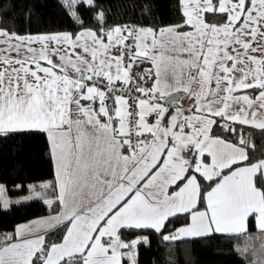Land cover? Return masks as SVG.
Wrapping results in <instances>:
<instances>
[{
  "label": "snow or ice",
  "instance_id": "6c2138e0",
  "mask_svg": "<svg viewBox=\"0 0 264 264\" xmlns=\"http://www.w3.org/2000/svg\"><path fill=\"white\" fill-rule=\"evenodd\" d=\"M84 2L93 4V0ZM64 3L81 22L75 10L81 0ZM204 13L224 14L226 22L210 26ZM183 15L194 32H178L181 26L177 25L160 29L157 36L151 28L116 26L99 35L84 30L73 38L70 33L19 36L0 30V45L5 46L0 47V134L47 133L58 194L56 201L45 202L60 205L56 215L5 235L0 243V264H122L124 256L136 264L134 246L139 241L125 243L120 229L160 231L169 217L182 213L190 215V223L165 240L213 231L240 234L246 232L250 217L264 231V190L256 186L257 179L264 182V160L246 163L247 152L239 146L245 144L243 136L239 144L213 138L210 132L215 120L205 114L264 130V120L256 119L264 110V0H183ZM97 18L103 20V13ZM52 42L55 46L50 48ZM35 43L40 47H33ZM233 45H239L243 53L234 49L236 54H230L228 48ZM113 49L117 54L109 56ZM169 51L188 53L190 59L180 60L166 54ZM53 55H58L59 64L53 62ZM138 60H150L154 65L153 85L116 88V81L123 86L134 82L132 67ZM193 68L199 79L189 73L187 83L182 84L184 70ZM169 76L174 83L168 82ZM104 81L107 91L98 86ZM194 81L196 92L191 90ZM242 89L258 95H233ZM116 92L121 94L109 95ZM133 92L141 96H132ZM180 92L195 98V113L199 114L184 115L186 109L180 106L170 113L161 103L178 105L182 97L175 94ZM108 99L114 102L112 114ZM129 99L134 101L132 111ZM82 100L89 104L82 105ZM97 101L98 109L92 107ZM232 101L245 107L231 113ZM215 103L223 107L214 109ZM73 106L78 113L75 120L71 118ZM153 114L155 122L149 124ZM166 115L169 119L164 126ZM101 117L106 121L101 122ZM225 128L236 131L227 123ZM186 129L190 131L186 133ZM145 133L151 135L150 140L144 138ZM193 149L196 159H185L184 154ZM205 154L210 163L204 162ZM196 174L208 181L218 178L206 193L204 211L195 210L201 201ZM173 185L177 190L169 194ZM30 187L35 192V186ZM49 187L41 185L42 189ZM7 195L0 185L4 208L13 203ZM61 225L64 235L60 242L46 246L44 235L11 242L13 235L23 237L28 231ZM104 237L108 239L103 241ZM121 249L129 251L122 253Z\"/></svg>",
  "mask_w": 264,
  "mask_h": 264
},
{
  "label": "trees",
  "instance_id": "16d2710c",
  "mask_svg": "<svg viewBox=\"0 0 264 264\" xmlns=\"http://www.w3.org/2000/svg\"><path fill=\"white\" fill-rule=\"evenodd\" d=\"M174 0H93L92 5H76V13L81 22L70 15L64 0H0V30L16 35L68 32L76 36L83 30H93L100 34L116 26L131 25L133 29L151 28L158 31L166 26L180 25L181 31L190 29L186 17L180 9L174 8ZM103 13V20L98 14ZM204 20L208 23L222 25L226 22L224 14L206 13ZM133 69H139V85L150 88L154 81V67L150 60H138ZM151 70V72H149ZM121 84V83H120ZM251 92H257L249 89ZM226 123L216 122L212 135L232 144H239L241 136L249 157L246 163H256L264 159V130L227 124L235 128L232 132L225 128ZM192 151L184 154L185 159L194 160ZM209 156H205L207 159ZM241 165H234L233 168ZM191 171V170H190ZM228 174V170H224ZM48 180L49 190L56 196V180L53 156L49 138L42 131H23L0 134V185L7 186L11 197L23 195L29 191V185ZM213 181H201V201L195 210L205 209L206 193L215 186ZM19 186V187H17ZM256 186L264 190V182L257 179ZM176 189L170 187V193ZM56 201V199L54 200ZM60 205L54 202L47 205L43 199L36 198L28 202L2 207L0 201V243L4 236L14 234L17 225L47 215L57 214ZM190 223L188 213L169 217L164 227L157 231L152 228H122L121 239L129 242L137 236L145 235L148 243L137 246V264H249L256 255L255 236L259 230L252 217L249 218L246 232L240 234L212 233L204 236L165 240V236H174L176 231ZM64 235L63 225L49 229L45 234V245L60 242ZM16 239L13 235L12 241ZM108 239V238H107ZM105 239L104 241H106ZM11 241V242H12ZM124 264H128L124 260Z\"/></svg>",
  "mask_w": 264,
  "mask_h": 264
},
{
  "label": "crops",
  "instance_id": "0c3cea01",
  "mask_svg": "<svg viewBox=\"0 0 264 264\" xmlns=\"http://www.w3.org/2000/svg\"><path fill=\"white\" fill-rule=\"evenodd\" d=\"M174 8L177 9V10L179 9L178 6H177V4H176L175 2H174ZM180 10H181V9H180ZM181 11H182V10H181ZM204 21H205V20H204ZM205 23L208 24V25H210V26H211V25H216V24L208 23V22H206V21H205ZM171 26H177V25H171ZM217 26H220V25H217ZM167 27H170V26H166V27H164V28H167ZM164 28H162V29H164ZM2 31H3V30H2ZM83 31H84V30H83ZM92 31H93V30H92ZM177 31H178V32H181V33H185V32H194L195 30H194V28H193L192 26H190V29H189V30L181 31V30L178 28ZM154 32H156L157 36L159 35V30H158V31H154ZM60 33H68V32L44 33V34H29V35H19V36L55 35V34H60ZM97 34H98V33H97ZM98 35H99V34H98ZM72 36H73V35H72ZM210 37H211V32L209 31V33H208V38H210ZM73 38H75V36H73ZM150 40H151V37H149V41H150ZM105 42H107V41H106V38H105ZM32 46H33V47H36V48H39V47H40V44H39V43H35V44H33ZM54 46H55V45H54V42H52V43L49 44V47H50V48H51V47H54ZM254 46H255V45H254ZM0 47H5V46H4V45H0ZM234 49H236V51H239L240 53H243V49H242L239 45H233V48H232V51H231L230 54H233V55L236 54V51H234ZM68 51H71V49H68ZM76 51L79 52V51H81V50H80V49H77ZM166 54H168V55H174V56H176V57H177L178 59H180V60L190 59L188 53H181V52H175V53H173V52L169 51V52L166 53ZM256 54H259V53H256ZM108 55L111 56L110 52H109ZM12 56H13V57H16V53H12ZM51 58H52V60H53L54 63H56V64H59V63H60L58 55H53ZM41 64H42V66H45V67L48 66L46 61H41ZM228 66H231V61L228 62ZM2 67H3V64H0V68H2ZM31 67L34 68V65H31ZM153 67H154V65H153ZM154 70H155V69H154ZM189 73H191L192 76L196 77L197 80L199 79V77L197 76V73H196V69H194V68H193V69H185V70H184V74H183L182 84H186V83H187V78H188ZM70 75H72L73 77H75V73H70ZM237 75H238V74H237ZM29 79H31V78H29ZM168 82H169V83H174L173 78H172L171 76H169V78H168ZM120 83L122 84L121 81H116V82H115V84H120ZM211 87H213V88L215 87L214 82H213V84L211 85ZM191 90H192V92H196V91H198V86H197V83H196L195 81H194L193 84L191 85ZM179 94H180L179 97L182 96V99H181V100H178V105H171V106H170L169 103H168V102H165V101H162L161 103H163L165 107H168V108H169V112H170V113L174 112V109H175L176 106H180V107H184V106H186L188 109H192L193 111H186V112H185V115L199 114V113H195V106H196V100H195V98L192 97V96H190V95H188V94H185V93H183V92H180ZM245 94L249 95V96L252 97V98H255V96L258 95V92H251L249 89H242V90H237L235 93H233L234 96H242V95H245ZM109 95L112 96V95H114V93H110ZM211 99H212V98L209 97V100H211ZM81 104L84 105V106H87V105L89 104V102H87V101H83V100H82V101H81ZM107 105H108V107H109L110 114H112V110H113V108H114V102H113V100H112V99H108V101H107ZM92 107L98 109V107H99V102L97 101L95 104L92 105ZM221 107H223V104H222V103H215V104L213 105V108H214V109H219V108H221ZM243 107H245V105H244L242 102H241V103H237V102H235V101H232V102H230V109H229V111H230L231 113H236L239 109H241V108H243ZM238 108H239V109H238ZM129 111H130V109H129ZM205 114L208 115V118L215 120V123L218 122V121H221L222 123L224 122V123H227V124H234V123H235V124H239V123H237V122L226 121V119L221 118V117H216V116H214V115H211V114L207 113L206 111H205ZM259 116H264V111H263V110H260V111H259V114H258L257 117H259ZM249 117L251 118V112H249ZM71 118H72L73 120H75V119L78 118V113H77V111H76V109H75V106H73V109H72V117H71ZM80 118H83V117H80ZM168 119H169V117L166 115L165 118H164V126H167V120H168ZM261 120H264V119H261ZM261 120H259V121H261ZM105 121H106V118L101 117V122H105ZM154 122H155V115L153 114V115H151V116L148 117V123H149V124H153ZM215 123L212 125V127H211V131H212V128H213V126L215 125ZM240 125H242V124H240ZM116 126H117V124H116V122L114 121V122H113V127H116ZM246 126H247V127H252V128L259 129V128L255 127V126H252V125H246ZM86 130L90 131L91 129H90V127H89V128L86 129ZM188 131H190V130L186 129V133H187ZM210 135H211L213 138H219V137H217V136H213L211 132H210ZM144 138L150 140V139H151V135L148 134V133H145V134H144ZM219 139H221V138H219ZM226 142H227V141H226ZM49 143H50V149H51V142H50V139H49ZM228 143H230V142H228ZM170 144H171V141H170ZM122 152H123V154H125V155L128 154L126 149H123ZM205 156H208V155L205 154ZM204 158H205V157H204ZM263 160H264V159H263ZM53 161H54L55 180H56V167H55V159H54V157H53ZM204 162H205V161H204ZM50 183H51L50 181H47V184H50ZM45 184H46V183H45ZM146 191H147V190H146ZM168 191H169V194H171V193H170V188H169ZM209 191H210V190H209ZM57 194H58V183H57V180H56V196H54V195H53V192H51V191L49 190V188H47V189H44V197H38V198L43 199L44 202H45L46 199H52V200L54 201V200L56 199V197H57ZM45 203H46V202H45ZM46 204H47V203H46ZM47 205H48V204H47ZM204 210H207V207H206L205 209H201L200 211H204ZM54 215H56V214L47 215V216H43V217H38V218H35V219H32V220H29V221L23 222V223H21V224H19V225H17V226L15 227L14 232H16L17 228H18L19 226H21V225H31L34 221L42 220V219H47V218H50V217H52V216H54ZM185 226H187V225H185ZM256 226H257V224H256ZM182 227H184V226H182ZM180 228H181V227H180ZM247 228H248V227H247ZM257 228H258V226H257ZM258 229H259V228H258ZM48 230H49V228H40V229H38V230L28 231V232H25V234H24L23 237L16 236V239H15L14 241H12V242H19L21 239H34V238H37V237L40 236V235H44ZM259 230H260V229H259ZM176 232H177V231H176ZM212 233H216V232L213 231ZM212 233H211V234H212ZM219 234H225V233H219ZM255 236H256L257 238L264 237V231L261 230L259 233H256ZM145 238H146V239H145ZM183 238H189V237H183ZM105 239H107V237L102 238L103 241H104ZM131 241H139V243H137V244L134 246V250H135V253H136V261H137V246H138L141 242L148 243L149 240H148V237H147V236H145V235H141V236H137V237H135V238L132 239ZM131 241H129V242H131ZM129 242H125V243H129ZM120 251H121L122 253H123V252H128L129 249H121ZM124 260H127V263H128V264H131V261L129 260V258H128L127 256L122 257V264H124ZM136 264H137V263H136Z\"/></svg>",
  "mask_w": 264,
  "mask_h": 264
},
{
  "label": "rangeland",
  "instance_id": "374dc122",
  "mask_svg": "<svg viewBox=\"0 0 264 264\" xmlns=\"http://www.w3.org/2000/svg\"><path fill=\"white\" fill-rule=\"evenodd\" d=\"M175 3L177 4L178 8L182 10L183 12V0H174ZM213 2L215 3L216 0H213ZM81 3H85L84 0H81ZM87 4V3H86ZM206 13H204L205 15ZM217 26V25H216ZM211 38V37H210ZM232 48L233 46H230L228 48V52L231 53L232 51ZM259 55V54H257ZM182 97V96H181ZM182 99V98H181ZM179 99V100H181ZM239 109V108H238ZM241 109H239L237 112H239ZM264 111V110H263ZM256 119L259 121L261 119H264V116H259V117H256ZM218 122H221V121H218ZM235 124V123H234ZM242 126H246V125H242ZM205 163H210V157H208L207 159L203 158ZM197 175V180L198 182L200 183V190H201V181H204L206 179H203L199 174H196ZM47 181L48 180H43V181H38V182H35V183H31L29 185V191L23 195H19V196H15L14 198L11 197L9 194H8V191H7V186L5 184H1L4 186V188L6 189L7 191V198L10 199L11 201H13V203H11L9 205V207L12 205V204H17L16 201H19V203H23V202H28V201H31L33 199H36L38 197H44V189L41 188V185H44L45 183L47 184ZM30 186H35V192H33V188L30 187ZM35 193H42L41 196H36ZM31 196L32 199H25L26 197H29ZM3 207V206H2ZM8 207V208H9ZM4 208V207H3ZM4 209H7V208H4ZM183 238V237H182ZM256 246L257 249L255 250L256 252V255L253 257V262L249 263V264H264V237L263 239H259V242H256Z\"/></svg>",
  "mask_w": 264,
  "mask_h": 264
},
{
  "label": "built area",
  "instance_id": "2783aa9c",
  "mask_svg": "<svg viewBox=\"0 0 264 264\" xmlns=\"http://www.w3.org/2000/svg\"><path fill=\"white\" fill-rule=\"evenodd\" d=\"M125 26H127L129 29H133L131 25H125ZM129 42H130V41H129ZM110 54H111V56H114V55L117 54V51H116L115 49H113V50L110 52ZM129 55H130V54H129ZM128 62H129V61H128V56L126 55V56H125V64H127ZM139 71H140L139 69H133V68H132L133 81H134L133 83H130V84L127 85V86H123V84H115V87H116V88L126 87V89H127V88H132V89H134V88L136 87V85L139 84V82H140V80H141L140 75H139ZM105 84H106V81H104L103 83H101V84L98 85V86L101 87V90L107 91L106 87H104ZM119 94H121V93H119V92L114 93V95H119ZM125 95H127V92H126V91H125ZM131 95H132V96H135V97H140V96H141V94L138 93V92H133ZM129 105H130L129 109H130V111H132V106H134V101H133L132 99H129ZM182 108L186 109V111H187V109H188L186 106H184V107H182ZM186 111H185V112H186ZM185 112H184V115H185ZM130 119H131V118H130ZM133 139H134V138H133Z\"/></svg>",
  "mask_w": 264,
  "mask_h": 264
},
{
  "label": "water",
  "instance_id": "95a60500",
  "mask_svg": "<svg viewBox=\"0 0 264 264\" xmlns=\"http://www.w3.org/2000/svg\"><path fill=\"white\" fill-rule=\"evenodd\" d=\"M175 95H176V96H178V97L180 96V94H179V93H176Z\"/></svg>",
  "mask_w": 264,
  "mask_h": 264
}]
</instances>
